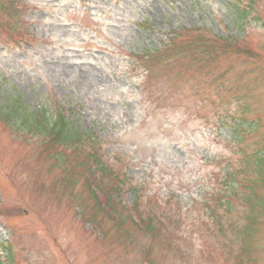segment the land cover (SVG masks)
Listing matches in <instances>:
<instances>
[{
    "label": "rangeland",
    "instance_id": "374dc122",
    "mask_svg": "<svg viewBox=\"0 0 264 264\" xmlns=\"http://www.w3.org/2000/svg\"><path fill=\"white\" fill-rule=\"evenodd\" d=\"M0 4L12 10L0 12V106L12 90L33 111L53 99L74 109L111 164L145 186L143 215L166 216L158 236L140 232L125 194L127 225L101 222L80 181L67 190L44 146L0 121V244L12 264H264V187L250 191L260 176L244 167L264 149V0ZM242 115L248 133L236 144L226 125ZM237 170L220 233L205 201ZM249 216L251 235L229 229Z\"/></svg>",
    "mask_w": 264,
    "mask_h": 264
},
{
    "label": "trees",
    "instance_id": "16d2710c",
    "mask_svg": "<svg viewBox=\"0 0 264 264\" xmlns=\"http://www.w3.org/2000/svg\"><path fill=\"white\" fill-rule=\"evenodd\" d=\"M235 10L237 17L244 20L247 14L237 7ZM10 11L12 10H6V7L0 4L1 13L8 14ZM173 39L174 37H172L171 42ZM192 46H195V43ZM147 57L150 58V55ZM5 101V105L0 106V121L13 133L22 136L29 143L38 140L44 146L45 152L53 161L52 166L62 168L66 173V178L62 180V183L67 190H70V187H76L80 181L81 186L92 195V197L89 196L90 199L96 203L95 208L91 210L93 214L98 217L101 215L105 217V219H100L101 222L113 219L115 229L125 227L127 218H129L125 214L128 209L123 205L120 198L125 194L133 195L135 202L130 207L132 218L129 220H132L140 232L158 236V227L163 225L166 216L155 210L143 215L140 204L141 198L145 195V186L135 184L134 180L120 167V161L111 164L112 158H108L101 141L93 130L82 127L78 119L70 118V114L72 117H79L74 109L66 111L53 99L49 107L33 111L27 106L25 99L12 90L7 93ZM247 111V109L243 110L244 113ZM247 122L246 116L242 115L241 118L232 119L227 125L223 123L234 135V143H242L244 136L248 133L244 128ZM66 151L70 155L66 154ZM261 152L264 154V149ZM261 152L249 154V160L244 165V167L251 166L255 175L260 176L255 181H251L250 191L264 187V156L260 155ZM239 171L230 173V177L225 179V183L221 184L220 191L222 192L211 190L208 194L210 198L205 201L206 208H209V214H206L220 233L222 232V224L221 213H218V210L225 208L229 213L232 210V207L225 203V198L236 196L238 191L234 188L228 192L225 191V188L230 182H236ZM252 199L253 197H245L244 202L246 205H250ZM251 209L254 208L251 207ZM246 220V226L238 228L229 224V229L242 238L251 235L255 225H257V219L249 216ZM125 236L128 237V234ZM0 249V256H2L0 264H12L13 251L10 243H1Z\"/></svg>",
    "mask_w": 264,
    "mask_h": 264
}]
</instances>
